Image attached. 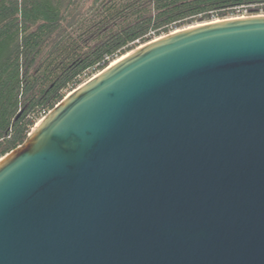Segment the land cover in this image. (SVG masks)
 Instances as JSON below:
<instances>
[{"label": "water", "instance_id": "water-1", "mask_svg": "<svg viewBox=\"0 0 264 264\" xmlns=\"http://www.w3.org/2000/svg\"><path fill=\"white\" fill-rule=\"evenodd\" d=\"M115 62L0 160V264H264V15Z\"/></svg>", "mask_w": 264, "mask_h": 264}, {"label": "trees", "instance_id": "trees-1", "mask_svg": "<svg viewBox=\"0 0 264 264\" xmlns=\"http://www.w3.org/2000/svg\"><path fill=\"white\" fill-rule=\"evenodd\" d=\"M264 0H0V160L95 75L160 37Z\"/></svg>", "mask_w": 264, "mask_h": 264}, {"label": "built area", "instance_id": "built-area-1", "mask_svg": "<svg viewBox=\"0 0 264 264\" xmlns=\"http://www.w3.org/2000/svg\"><path fill=\"white\" fill-rule=\"evenodd\" d=\"M261 15H264V13L260 14L259 16H261ZM250 16H253V15H250L247 10H244V11H238L236 18H246V17H250Z\"/></svg>", "mask_w": 264, "mask_h": 264}, {"label": "rangeland", "instance_id": "rangeland-1", "mask_svg": "<svg viewBox=\"0 0 264 264\" xmlns=\"http://www.w3.org/2000/svg\"><path fill=\"white\" fill-rule=\"evenodd\" d=\"M263 13H264V9L261 10V13H260V14H263ZM260 14H259V15H260ZM256 15H258V14H255V15H253V16H256ZM236 16H237V14H236ZM236 16H235V17H229V18H227V19L236 18ZM219 20H221V19H217V20H215V21H219ZM205 23H207V22H205ZM199 24H203V23H198V24H196V25H199ZM192 26H195V25H192ZM186 28H187V27H186ZM87 81H89V80L86 79L85 82H87Z\"/></svg>", "mask_w": 264, "mask_h": 264}, {"label": "bare ground", "instance_id": "bare-ground-1", "mask_svg": "<svg viewBox=\"0 0 264 264\" xmlns=\"http://www.w3.org/2000/svg\"><path fill=\"white\" fill-rule=\"evenodd\" d=\"M116 62H114L112 65H114Z\"/></svg>", "mask_w": 264, "mask_h": 264}]
</instances>
